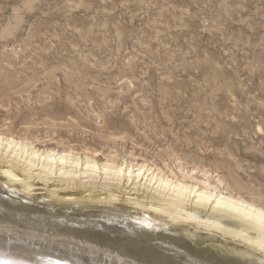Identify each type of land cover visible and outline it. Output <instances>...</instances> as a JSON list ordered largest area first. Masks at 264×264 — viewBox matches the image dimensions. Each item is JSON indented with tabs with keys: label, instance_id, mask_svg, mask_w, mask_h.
<instances>
[{
	"label": "rangeland",
	"instance_id": "1",
	"mask_svg": "<svg viewBox=\"0 0 264 264\" xmlns=\"http://www.w3.org/2000/svg\"><path fill=\"white\" fill-rule=\"evenodd\" d=\"M0 130L264 198V0H0Z\"/></svg>",
	"mask_w": 264,
	"mask_h": 264
},
{
	"label": "bare ground",
	"instance_id": "2",
	"mask_svg": "<svg viewBox=\"0 0 264 264\" xmlns=\"http://www.w3.org/2000/svg\"><path fill=\"white\" fill-rule=\"evenodd\" d=\"M50 181L58 182L56 189L47 187ZM39 182L42 189L36 188ZM130 187L145 196L131 197ZM37 191L44 196L36 197ZM262 213L264 198L228 192L208 171H181L179 178L146 161L119 162L115 156L98 161L41 149L0 130V261L264 264L258 252L250 258L230 254L242 250L237 239L245 227L264 222Z\"/></svg>",
	"mask_w": 264,
	"mask_h": 264
},
{
	"label": "snow or ice",
	"instance_id": "3",
	"mask_svg": "<svg viewBox=\"0 0 264 264\" xmlns=\"http://www.w3.org/2000/svg\"><path fill=\"white\" fill-rule=\"evenodd\" d=\"M119 174L123 175V171L121 170ZM4 175L10 176V179L16 181L17 183H22V181H20L18 177L11 176L10 173H4ZM129 175L131 174L129 173ZM3 187L8 188L9 184L5 183ZM25 190L28 191L29 193L31 192V189H25ZM13 194L14 195L16 194L15 190H13ZM193 195L195 194L193 193ZM203 199L208 202L211 201L210 196H205L203 197ZM261 215L264 216V213H262ZM145 226L151 227L150 224ZM234 227L239 228L240 225L237 224L234 225ZM229 234H233V233H229ZM240 237H242V239L238 238L237 243L241 246L242 250L233 249L230 253L231 255L237 257L245 256L250 258L251 256H253L255 253L258 252L261 255V257L264 258V222H261L259 226H257L256 224H249L241 231ZM0 264H17V262L4 260V261H0Z\"/></svg>",
	"mask_w": 264,
	"mask_h": 264
}]
</instances>
